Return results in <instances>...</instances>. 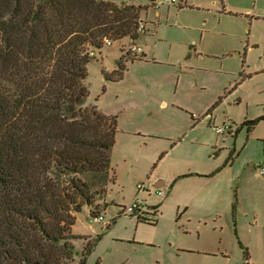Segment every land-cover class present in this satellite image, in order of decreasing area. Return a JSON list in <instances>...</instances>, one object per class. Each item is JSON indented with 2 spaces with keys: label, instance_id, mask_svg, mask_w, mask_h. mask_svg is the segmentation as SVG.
Wrapping results in <instances>:
<instances>
[{
  "label": "rangeland",
  "instance_id": "1",
  "mask_svg": "<svg viewBox=\"0 0 264 264\" xmlns=\"http://www.w3.org/2000/svg\"><path fill=\"white\" fill-rule=\"evenodd\" d=\"M112 1L137 7L150 4V0ZM186 1L182 10L176 6L141 10L139 18L146 23L147 34L135 42L124 39L104 47L87 66L86 105L115 117L117 125L110 154L111 181L99 202L106 209L100 206L97 211L103 223L91 222L87 210L77 216L71 233L86 240L73 241L75 264L87 244L92 247L84 264H243L241 242L252 247L249 264H264V228L249 225L248 233L241 211L238 219L244 228L231 223L230 204L228 213L223 210L232 195H241L245 214L254 209L264 214V178L257 169L264 167V123L249 136L247 128L239 131L244 121L264 113V0ZM132 45L143 50V62L127 60L122 63V79L106 80ZM206 111L211 120L208 117L191 129L189 116L196 118ZM225 124L234 126L238 135L227 131L217 136L215 129ZM179 137L181 145L170 152V158L159 161L160 151ZM192 141L218 143L223 149L220 160L235 148L233 155L240 151L232 175L246 174L248 168L250 188L240 184L237 188L235 179L212 196L223 194V203L202 209L192 204L186 211L181 205L190 203L191 194L182 189L167 202L163 201L166 187L160 189L164 198L147 197L145 191L158 177L172 175L190 159ZM144 199L151 207L159 206L156 214L146 207L139 218L123 213L134 201L146 205Z\"/></svg>",
  "mask_w": 264,
  "mask_h": 264
},
{
  "label": "trees",
  "instance_id": "2",
  "mask_svg": "<svg viewBox=\"0 0 264 264\" xmlns=\"http://www.w3.org/2000/svg\"><path fill=\"white\" fill-rule=\"evenodd\" d=\"M140 11L112 0H0V264H75L73 241L86 238L71 231L83 210L100 216L117 125L86 105L87 66L104 40L139 39ZM142 58L127 52L105 79ZM261 122L264 113L241 128Z\"/></svg>",
  "mask_w": 264,
  "mask_h": 264
},
{
  "label": "crops",
  "instance_id": "3",
  "mask_svg": "<svg viewBox=\"0 0 264 264\" xmlns=\"http://www.w3.org/2000/svg\"><path fill=\"white\" fill-rule=\"evenodd\" d=\"M153 1H155V0H150V4L148 6L139 7V8H141V10H145V11H147L149 8L155 9L152 6ZM178 2L180 3V6H176L178 10H182L184 8H187V1L186 0H178ZM129 4H132V3H129ZM135 7H137V6H135ZM168 7L169 6H167V8ZM223 8L225 9L226 6L223 5ZM139 20H140V18H139ZM143 24H144V26L146 25L145 22ZM145 34H147V29H145ZM142 55H143L142 60H144L146 55L144 54L143 50H142ZM142 60L136 61V62L142 63L143 62ZM121 79H122V77H121ZM215 107L216 106H214V108ZM208 112L209 111H206L205 113L204 112L199 113V115H197L196 118L193 117L192 115H190L189 117H190V120L192 123L191 129H193L194 127L199 125L202 120H205L208 117L211 120V114L208 115ZM200 115H202V117H203V118L201 117L202 119L199 118ZM251 121H253V120H251ZM224 126L228 127L229 128V130H228L229 134H234L235 137L238 135V132L241 131V129H242L241 125H240L239 131H237V130L235 131L234 126H230L228 124H225ZM251 134H252V132L250 134H248V136ZM223 136H225V134ZM220 137H222V136H220ZM185 139H186V137H185ZM181 143H182V139L179 137L173 144L169 145L167 148L162 149L160 151L159 161H163L165 159L170 158L169 157L170 152L172 150H175L177 148V146L181 145ZM184 145H185V143H184ZM188 145H190V147H191L190 148L191 149L190 159L184 161L183 166H181V169L173 171L172 175L164 174V175L158 177V178H160L158 180H163V179L166 180V181H163L164 184L162 187V188L166 187V192L168 193V195L165 197V199H163L164 202H167L170 199H172L174 197V193H176V191L178 189H182L184 192H187V194H191V196L188 195L190 198V203H183L181 205L183 207V210L186 211V210H188V208L190 206L192 207L193 205H195L199 209H202V208L212 207L213 205H216L219 202L223 203L225 201L224 197H222L223 194L216 197V198L222 197L220 199L215 198L216 199L215 200L212 197L218 193V191L216 189H219V190L223 189L222 188L223 184L226 185V183H230L232 186L234 184L233 180L236 179V187L237 188H239V184H240V188H243V189L244 188H250L249 187L250 186L249 175L251 173L249 172L250 170H248V168L246 169V171H247L246 174L241 173V174L235 175V177L232 175V167H233L236 159L240 155V151H239V154L237 153V154L233 155V153L236 152V148L233 149L232 151H230L231 153H229V156L227 159L220 160L219 157L223 153V149L220 148L218 143L213 145L210 143H197L196 141H192V142L188 143ZM190 149L188 148V150H190ZM200 150L202 151V153L197 152ZM214 152H218L217 155L213 154ZM231 157L233 158L232 161L229 160V158H231ZM177 162H181V160L177 159ZM261 164H264V161L261 160ZM183 167H187L186 172L183 171V169H182ZM261 167H263V166H260V167L258 166L257 169H260ZM228 169H230V170H228ZM263 185H264V179H263ZM150 189H153V188H150ZM160 189H158V190H160ZM144 200H145L144 202H146V199H144ZM145 204L147 205L148 203L146 202ZM229 204H230V210H229ZM98 205H101V204L98 203ZM143 205H142V212L148 211L146 208L151 209V208L157 207V206H153V205H152V207H151V205H147V206L144 205V207H143ZM224 205H225L224 209H223L224 212L225 211L227 212L228 210L231 211L230 221L235 227H237V225L239 224L240 228H244V225L242 224V222H243L242 219H244V220H246V223L248 224L247 225L248 226V231H247L248 233H251L252 228H256V227L264 228V214H262V212H260L258 209H254V211H252L248 215L245 214L244 202H243L241 195H239V196L238 195H232V197L228 201H226V203ZM103 206H104V209H106L105 203H103ZM179 208H180V205H179ZM240 211L242 212V219H241V217H239V219H238V212H240ZM249 225H251L252 228H250ZM241 244L243 246L247 247V251L243 250V248L241 247ZM241 244L239 243L238 246H239L240 250L242 251V260H243L242 262H243V264H249V253L248 252L250 251V248H252V247L249 243H248V245H246V244L241 242ZM248 246H249V248H248ZM243 253L247 254L246 257H243Z\"/></svg>",
  "mask_w": 264,
  "mask_h": 264
},
{
  "label": "built area",
  "instance_id": "4",
  "mask_svg": "<svg viewBox=\"0 0 264 264\" xmlns=\"http://www.w3.org/2000/svg\"><path fill=\"white\" fill-rule=\"evenodd\" d=\"M152 6L155 9H158L161 6H180V3L177 2V0H155L152 2ZM263 19H264V14H263ZM136 33L139 35L145 34V26L142 22H139L137 24ZM103 43H104L105 47H110L113 44L107 40H104ZM128 53L134 54V55H140V54H142V49L139 46L132 45L129 48ZM228 130H229V128L224 126L222 128L215 129V133L217 136H223L225 134V132ZM259 172H260V176L264 177V167L262 169H259ZM137 189L139 191H143L142 186H138ZM145 194L148 197H152V196H155L156 198H162L163 197V193L160 190L149 189V191H145ZM141 211H142L141 201H134L130 206H128L126 209H124L123 212L126 214H130V215H134V214L138 215ZM90 221L93 223L96 222V223L101 224V225L103 223V219L101 216H98V217H96ZM108 226L109 225H104V229Z\"/></svg>",
  "mask_w": 264,
  "mask_h": 264
},
{
  "label": "water",
  "instance_id": "5",
  "mask_svg": "<svg viewBox=\"0 0 264 264\" xmlns=\"http://www.w3.org/2000/svg\"><path fill=\"white\" fill-rule=\"evenodd\" d=\"M163 184H164L163 181L158 180L157 182H155V183L151 186V188H153V189H155V190H158V189H160V188L163 187Z\"/></svg>",
  "mask_w": 264,
  "mask_h": 264
}]
</instances>
